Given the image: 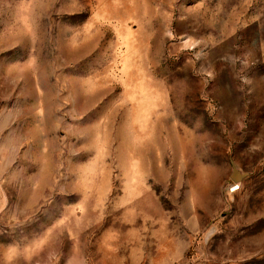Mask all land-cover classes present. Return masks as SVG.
Instances as JSON below:
<instances>
[{
  "label": "rangeland",
  "instance_id": "1",
  "mask_svg": "<svg viewBox=\"0 0 264 264\" xmlns=\"http://www.w3.org/2000/svg\"><path fill=\"white\" fill-rule=\"evenodd\" d=\"M0 264H264V0H0Z\"/></svg>",
  "mask_w": 264,
  "mask_h": 264
},
{
  "label": "water",
  "instance_id": "2",
  "mask_svg": "<svg viewBox=\"0 0 264 264\" xmlns=\"http://www.w3.org/2000/svg\"><path fill=\"white\" fill-rule=\"evenodd\" d=\"M234 172H235L234 180L236 182L241 181L243 177L238 173V171L236 169H234Z\"/></svg>",
  "mask_w": 264,
  "mask_h": 264
}]
</instances>
